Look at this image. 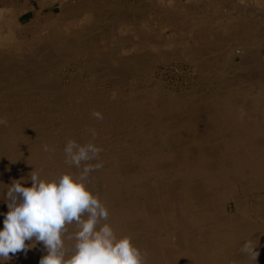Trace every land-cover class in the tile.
<instances>
[{"label": "rangeland", "instance_id": "1", "mask_svg": "<svg viewBox=\"0 0 264 264\" xmlns=\"http://www.w3.org/2000/svg\"><path fill=\"white\" fill-rule=\"evenodd\" d=\"M37 2L31 0H0V12L9 5L20 6L23 9L17 18V24L20 26L28 25L30 20L33 17L35 18V12H38L41 17H47L46 19L50 15H61L63 4L61 0L34 9L33 7ZM114 2L115 5H121L122 10L125 12L122 11L119 14L120 11L118 10H107L108 16H113L112 19L108 16L107 18L102 17V20H99L101 23L100 26L98 25L99 27L92 24L87 25L85 28L87 31L82 35L83 37L86 36L87 43L84 50L59 51L58 57L56 56L57 61L55 59L56 63L51 66V72L48 74L49 78L46 77L51 82V88L47 90L34 91L29 97L27 92L16 88V85L14 86L15 82L12 83L13 85L11 84L14 88L9 87L10 85L8 86L4 81L8 77L4 78V76H9V78L13 76V80L16 79V81L24 80L23 82H25L27 80L26 84H28V81L34 83L36 71L31 69L37 70L39 66L31 67L29 73H26L28 78L25 73H22L24 68L22 69V66H19L23 60L29 62L37 60L40 52L30 42H34L35 37H40L39 40L42 41L47 36L55 37L51 38V42L62 40L58 37L60 35L75 41L78 36L75 35V37V33L71 34L68 30L69 27L56 25L58 27L54 30L60 32L55 35H47L46 38L41 36L43 30L34 28L24 33V39L28 43L21 47L13 44L12 48L14 49H7L8 51L0 49V55H8L9 59H15V66L18 67H16V73L15 67L11 65L10 68H14L9 72V65L3 64L0 60V70L4 78L2 82L0 81V117L9 118L7 125L13 127L14 133L17 132L15 139L16 146L19 149L15 152L16 154H22L24 151L27 153L35 151L40 154L42 152L48 153L55 158H60V162L64 164L63 148L67 140L71 138L78 143H87L92 138L86 132V129L88 127L95 128L96 131L98 130V138L93 142L103 148L101 158L113 154L118 156L117 160L119 158L118 163L121 166L124 161H127L130 166L128 168L132 173L130 174L131 180H138L136 190L134 189L135 192H131V194L135 193L136 205L148 212L147 209L151 206L148 199L149 189L152 187V190H159L158 186L154 188L158 176L156 174L153 176L150 172V166L147 165L148 158L156 153L152 152L153 143L168 139L170 141L174 139L175 142L180 140L182 142L197 141L192 138L187 139V137L178 138L179 134L177 132L179 131L168 132L167 127H169V124L171 126L180 124L181 127L189 126L188 128H190L193 123L190 118L191 115L198 113L200 117L202 115L203 121H210L218 127V130L210 134L212 136L209 135L201 141L222 143L225 141L224 135L234 132L231 130L232 126L234 122H238L236 119L244 111V105L254 104L264 117V0H190L188 2L185 0H114ZM190 3H196V11H193V13L200 16L182 17L176 14L184 13L182 6ZM160 9L172 11L177 17H165ZM128 10L130 11L128 12ZM108 23L111 24L108 25ZM65 30L69 32H65ZM92 38H94L93 41ZM40 41H38V44L41 45L39 50L51 43L48 40L46 41L48 43L40 44ZM187 45L199 46V53L201 52L202 57L193 59L187 56L189 52L184 48ZM101 50L105 54V58L100 57ZM146 55L148 58H146ZM161 55L168 56L163 57ZM116 58H121L128 65L131 64V67L127 66L125 71L119 75L107 73L108 69L114 67ZM44 61L45 58H43ZM225 61L230 63V66H227L228 63H225ZM225 68L227 69L225 70ZM12 70L14 71L12 72ZM220 70L227 73L223 72L222 74ZM135 71L138 72L135 73ZM33 75H35V78ZM224 77L227 78L226 82H228L225 86L221 82ZM120 78L122 81L119 80ZM227 96L232 97L231 99L235 101L232 109L234 111L231 114V119L221 120L219 115L221 108L219 107H222V104L219 102L222 100L221 98ZM94 110L103 114L102 121H98L90 115ZM244 123L249 124L247 121H244ZM261 124L263 126L264 122ZM136 131L144 133L139 137L135 135ZM192 131L191 129L184 130L183 133L192 134ZM168 133L171 138L166 137L169 135ZM159 134L166 136L160 138L158 137ZM0 137L1 143L4 140H9L3 132ZM260 140L264 141V135L261 136ZM45 144L54 149V152L43 151ZM198 149L200 151L201 147L196 146L195 150ZM243 151L239 149L237 151L239 154L237 156L232 154V156L241 157ZM170 153L174 152L170 151ZM141 155L143 156L140 159L137 158ZM217 156L222 157L221 155ZM57 165H59L58 162ZM169 166L174 168L175 163L169 162ZM71 172H77V169H73ZM259 181L261 188L257 186V188H254L255 181L250 184L251 189L254 191L250 190L249 193L242 192L243 187L238 183L228 184L227 189L237 191V193L239 191V195H242L244 200H241V203L243 205L246 203L245 206L249 211V223L252 225L251 228L245 231L239 249L245 241L251 239L254 244L257 243L256 251L261 255L264 252V179L260 178ZM232 201H229L231 202L230 205L227 202L224 209L233 214L232 211L235 209L236 204ZM127 225L125 223L123 226L127 227ZM74 230L75 227L72 228V232ZM70 231L69 234H71ZM161 235L166 237L168 234L165 231ZM166 253L164 249L160 252L161 264H180L177 260L171 262ZM236 253V251H229V254H226L229 255L227 256L229 258L223 260L225 263L219 264H239L238 259L249 257L239 250L237 254L240 256L237 259H231Z\"/></svg>", "mask_w": 264, "mask_h": 264}, {"label": "bare ground", "instance_id": "2", "mask_svg": "<svg viewBox=\"0 0 264 264\" xmlns=\"http://www.w3.org/2000/svg\"><path fill=\"white\" fill-rule=\"evenodd\" d=\"M31 1H38L35 7H33L34 9H36V7L39 8V6L42 7V5L51 4L56 0H31ZM61 1L63 2V4H62V10H61L62 12L60 16L50 15L48 16V19H46L47 17H41L38 14V12H35V10H33L35 12V18L33 17L26 26H20L19 24H17L18 23L17 18L23 10L20 6L14 4L12 6L9 5L6 8L2 9L0 12V49H3V51L7 49L10 50L14 49L12 48L13 44H17L21 47L25 43H28L24 39V33L31 31L34 28L36 29L40 28L41 30L44 31L43 33H41V36L43 38H46L47 35H52V34L55 35L56 33H59L60 31L54 30L56 29V27H58L56 25H62V27L63 26L69 27L68 30L70 31V33L71 34L75 33L74 36L75 35L78 36V37L75 36L76 37L75 41L72 38H71L72 40H70L68 37H63V36L61 37L60 35L58 37L59 39L62 38V40H54L51 42V38H55V37L47 36V38L43 39L42 41L39 40L40 37H35L34 42H30L33 43L34 48L37 49L41 54L40 53L38 54L36 61L29 62L27 60L26 61L23 60L20 62L19 66H22V69L24 68V71L22 73L23 74L25 73V76L26 73H29L31 67L39 66V69L37 70L31 69L32 71H36L35 72L36 78L35 75H33L35 78L34 83L28 81V84H26L25 82L27 80L25 82H23L24 80L16 81V79L13 80L12 78L13 76L10 78L9 76H4V78L8 77L7 79L4 80L0 70L1 82L3 79L5 83H7L8 86L10 85L9 87L12 88L14 87L11 86V84L15 82L14 86L16 85L15 86L16 88H20L21 90L27 92V95L29 97L30 94L31 93L33 94L34 91L41 92L43 90H47L51 88V82L47 80L49 78L48 74L51 72L50 71L51 66H53L57 61L56 56L58 55L59 51L60 52L62 50L79 51V50H84L86 48L87 46L85 39L86 36L83 37L82 35L84 32L87 31L85 29L87 25L92 24L93 26L94 25L100 26L101 23L99 22V20H102V17L107 18V16L109 15L107 10L111 9L112 11V9H115L116 11L117 10L120 11L119 14L122 11H124L122 10L121 5L114 4L116 2V1L114 2V0H96V1L61 0ZM188 1L190 0H187V2ZM195 4L196 3H192V4L190 3L182 6L184 13H176V14H179L182 17L200 16L197 15V13L196 14L193 13V11L194 12L196 11ZM160 10L161 13L162 12L164 13L163 16L165 17L173 18L176 16V14H174V12L172 11L162 10V9ZM129 11L130 10H128V12ZM109 18L112 19L113 16ZM90 19H92V21H90ZM104 22L106 21L104 20ZM109 24L111 23H108V25ZM68 30H65V32H69ZM93 39L94 38H92L91 40L93 41ZM112 40L114 41V39ZM38 41H40L39 42L40 44H44L46 41L51 43L47 46L42 47L39 50V47L41 45L38 44ZM184 48L189 52L187 56H189L190 58L194 59V58L202 57V55H200L201 52L199 53L200 51L199 46L187 45L186 47L184 46ZM65 52H69V51H65ZM102 52L103 51L101 50V53ZM161 56L166 57L168 55H161ZM100 57L105 58L106 56L104 53H102ZM43 58H45L44 62H47L48 59L49 61L47 63H44ZM146 58H148V56ZM0 60H2L3 64L9 65V68L11 65L14 66L16 72L17 65L15 66L16 63L15 59H11V58L9 59L8 55H0ZM226 62L227 61H225V63ZM136 64L138 65V63ZM229 64L230 63H228L227 66H230ZM127 66H129L130 68L131 64L128 65L127 62L126 63L123 62L121 58L118 59L116 58L114 67L108 69L107 73L119 75L125 71ZM12 68L9 69V72H11ZM226 69L227 68H225V70ZM13 71L14 70H12V72ZM129 72L131 73L130 70ZM136 72L138 71H135V73ZM223 72L227 73L224 70ZM223 72L221 71L222 74ZM22 73L20 72L21 75ZM31 73L33 74L34 72ZM224 76L226 75L224 74ZM222 79H223L222 81L220 79L219 80L223 83V86L227 85L228 84V82H226L227 78L224 77ZM119 80L122 81L121 78ZM47 83L50 86H48ZM39 94L41 95V93ZM232 94L235 95L234 93ZM225 98H229V99H225ZM231 98L232 97L227 96L221 98L222 100L219 99L220 100L219 103L222 104V107L221 106L219 107L221 108L219 110L220 113L219 115L221 120L223 119L228 120L231 119L232 117L231 114L234 111L232 109L233 106L235 105V101L234 99ZM244 106H243L244 108L241 107L244 109V111H242L238 119H236L238 120V122H234L232 126L231 130L234 132L224 135L225 141H223L222 143L201 141L205 139L207 136H209L213 131L218 130L217 129L218 127L214 126L210 121L207 122L203 121L202 115L200 117L198 113H196V115L192 114L190 117L193 122L192 123L193 127L192 126L190 128H188L189 126L181 127L179 126L180 124L171 126V124H169V127H167L168 132L179 131L177 132L179 134L177 136L178 138L187 137V139L192 138L193 140H197V141L182 142L180 140L179 142H175L174 139L173 140L171 139L172 141L168 139L166 141L158 140L157 142L153 143L152 152L154 153L156 152V153L155 155L148 158L147 165H149L150 167L149 166L147 167L151 168L150 172L153 174V176L154 174L158 176V179L156 178L157 181L154 183V188L158 186L159 190L157 189L152 190V187L149 189L148 193L150 194L148 195V199L150 201L149 204L151 206L149 209H147L148 212H146V209H140L136 205L134 200L135 193L131 194V192H135L136 183H138L137 182L138 180L137 181L136 179L131 180L130 174L132 173L128 168L130 166L127 164V161H124L123 165L121 166L118 163L119 158L117 160L118 156L111 154L108 157L101 158V160L103 161V168L91 174L93 176L90 177L89 187L91 188L93 193L99 195L101 201L108 208L109 210L108 222L112 225L118 236H123V235L131 236L133 239V243L137 247H139L142 250L146 249L149 252V256L147 258V264H161L160 252H162L163 249L166 250L167 252L166 255L171 262L177 260V262L179 261L178 263L180 264L225 263L223 262V260L225 258H229L227 257L229 255H226L229 254V251L231 252L236 251L238 253V251L240 250L239 246L241 245L242 237L245 236L244 234L245 231L251 228L250 226L252 225H250L251 223H249L250 222L248 218L249 211L247 206H245L246 203H244V205L241 203V200H244L242 198V195H239V191L237 193V191H231L227 189L228 184H232V185L233 183L241 184L243 187L242 192L249 193L250 190L254 191L251 189L250 184L256 181L253 184V186H255L254 188L257 187L261 188V183L259 180L260 178L264 179V141L260 140L261 136L264 135V124L263 126L261 124L264 122V117H262V115L260 114L261 112L256 108L257 106L255 107L254 104L253 105L247 104ZM9 117L11 118V116ZM244 121H247L249 124L244 123ZM189 129L193 130L192 134L183 133L184 130H189ZM2 132L4 133L5 137L9 138V140L7 141L4 140L3 143L0 142V229H3L4 227L3 221L5 218V214L8 212L7 203L5 202L4 199V196H6V186L10 185L13 180H19L21 178H25L27 180L25 186L30 187L31 181L30 179H28V177L29 174L34 170V168L40 174L41 178L44 179H54L59 177L63 173L75 169L68 165L67 167L64 163L60 162V158H55L53 155L48 153H43L42 151L41 154L38 153L37 151L32 153H27L24 151L22 152V154L21 153L16 154L15 152L17 151V149H19L16 146V139H15L17 137V132L14 133L13 127H11L10 125H7L6 127L0 126V134ZM143 133L144 132L142 131H138V132L136 131L135 135L139 136ZM165 136L166 135H160L158 137L164 138ZM166 137L171 138L170 134L167 135ZM196 146L198 147L200 146L201 150L200 151L199 149L195 150ZM239 149H241L242 151L244 149L241 157H233L239 154L237 153ZM170 151H173L174 153H170ZM232 154L235 155L232 156ZM143 155L146 154L143 153ZM143 155L137 156V158L140 159V157H142ZM217 155H221L222 157H218ZM57 162L59 165H57ZM169 162H174L175 167L174 168L170 167ZM22 168H24L23 169L24 171L22 170ZM232 200L236 204L235 209L232 211L234 212L233 214L230 213V211H226L224 209V205ZM230 203L231 202H229V205ZM125 223L128 224L127 227L123 226ZM73 227L75 226L74 225L68 226L69 231L71 230L70 233H72ZM165 231L168 235L166 237H163L161 233ZM25 243L28 245H32L34 243V238L31 241H25ZM65 244L66 247L71 249L72 245L74 244V241L65 240ZM237 253L235 254V256L233 255L234 257H232L231 259H237L238 256H240ZM46 254L47 251L44 248L43 243L35 242L34 246L28 248L26 251H19L16 254L10 253L9 255L11 256V259L4 261L3 264H40L41 258ZM237 261H240L239 264H264V252L258 256L256 261L251 259L250 256L244 258L242 257Z\"/></svg>", "mask_w": 264, "mask_h": 264}, {"label": "clouds", "instance_id": "3", "mask_svg": "<svg viewBox=\"0 0 264 264\" xmlns=\"http://www.w3.org/2000/svg\"><path fill=\"white\" fill-rule=\"evenodd\" d=\"M103 120L100 111L90 114ZM0 117V126H7ZM91 140L78 143L68 139L63 153L65 164L77 172H66L54 179L41 178L34 170L27 180H13L6 186L8 212L0 229V264L10 260L11 254L26 251L35 242H42L47 254L40 264H147L149 252L140 249L129 235L118 236L109 221V210L98 194L89 187L91 174L103 168V148L93 141L98 138L95 128H88ZM43 151L54 152L47 144ZM69 225L75 230L69 234ZM34 243L28 245L25 241ZM65 240L74 241L72 248ZM257 243L245 241L241 253L257 259Z\"/></svg>", "mask_w": 264, "mask_h": 264}, {"label": "crops", "instance_id": "4", "mask_svg": "<svg viewBox=\"0 0 264 264\" xmlns=\"http://www.w3.org/2000/svg\"><path fill=\"white\" fill-rule=\"evenodd\" d=\"M185 1H187V0H185ZM198 3H200V2L198 1Z\"/></svg>", "mask_w": 264, "mask_h": 264}]
</instances>
